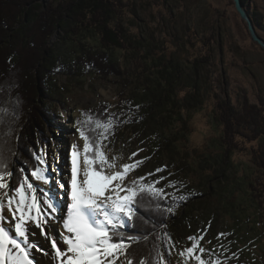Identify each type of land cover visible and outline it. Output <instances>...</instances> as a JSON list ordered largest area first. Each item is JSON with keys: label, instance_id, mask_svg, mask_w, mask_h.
I'll list each match as a JSON object with an SVG mask.
<instances>
[{"label": "rangeland", "instance_id": "1", "mask_svg": "<svg viewBox=\"0 0 264 264\" xmlns=\"http://www.w3.org/2000/svg\"><path fill=\"white\" fill-rule=\"evenodd\" d=\"M124 1L130 4L131 11L125 17V26L152 44L147 46L153 52L149 64L153 57L165 53L166 60L178 65L174 90L180 97H160L157 101L160 105L144 127L115 129L107 145L111 154L122 156L121 163L131 162L128 159L131 154L143 149L133 157L143 161L133 175H145L167 166L165 172L149 179L171 172L169 179L184 185L180 194L196 195L193 203L182 210L184 217L171 225V233L181 245L188 246V236L203 234L206 229L202 241L206 248L223 243L229 248L228 256L236 253L227 264H262L264 210L252 196L250 183L263 177V173L249 153H235L229 161L225 159L222 124L216 109L223 101L240 110L245 100L252 104L264 100V49L252 41L233 0ZM241 1L264 39V0ZM58 35L50 42H57ZM83 41L97 48V38L85 37ZM59 46L66 59L72 57L70 43ZM130 52H113L114 59L125 68H130L132 63L137 68ZM208 55L207 62L199 61ZM54 84L66 88L58 101L43 97L42 107L55 113L43 121L39 130L35 128L37 139L47 138L52 144L68 142L67 134L75 131L74 121L82 118L81 111L97 113L117 101L119 93L114 79L94 73L82 82L56 76ZM194 84L199 86L196 107L190 105L192 98L188 93ZM155 95L151 93V99L159 97ZM175 103L179 107L175 108ZM68 146L64 143V166ZM257 187L264 195V187ZM219 233L227 236L217 240Z\"/></svg>", "mask_w": 264, "mask_h": 264}, {"label": "snow or ice", "instance_id": "2", "mask_svg": "<svg viewBox=\"0 0 264 264\" xmlns=\"http://www.w3.org/2000/svg\"><path fill=\"white\" fill-rule=\"evenodd\" d=\"M17 88L0 80V264H227L236 257L223 243L206 248V229L188 236V246L167 231L188 199L183 183L169 179L173 173L149 179L167 166L135 176L143 161L133 157L143 149L131 162L111 154L109 138L132 122L130 102L123 120L112 105L81 111L62 167L47 138L24 142Z\"/></svg>", "mask_w": 264, "mask_h": 264}, {"label": "trees", "instance_id": "3", "mask_svg": "<svg viewBox=\"0 0 264 264\" xmlns=\"http://www.w3.org/2000/svg\"><path fill=\"white\" fill-rule=\"evenodd\" d=\"M129 7L130 4L124 0H0V80L13 79L18 83L16 92L23 99L21 123L25 143L34 144L37 140L35 128L39 130L43 121L55 113L44 109L41 104L45 95L49 101H58L62 90H65L66 85L53 86L56 76L63 75L68 81L75 82L85 81L92 73L114 79L119 93L117 101L110 104L113 107L109 111L124 112L121 119H127L131 113L126 102H130L134 113L132 122L120 124L116 128L118 130L144 127L160 105L157 103L160 97H180L174 90L178 65L171 59L166 60L165 53L153 57L149 64V56L153 52L147 50V46L152 44L146 42L140 33L129 32L125 26V17L131 12ZM57 33L59 41L51 43V38ZM85 37L97 38V48L88 46L87 41H83ZM59 43L63 46L71 44L72 57L66 59ZM119 50L131 51L133 62L138 67L132 63L130 68H125L116 61L113 52ZM208 60L209 55L199 61ZM58 68L61 71H57ZM151 82L154 83L152 86L149 85ZM192 88L188 92L192 98L190 105L196 107L199 86L194 84ZM151 93L159 97L151 99ZM136 105L140 106L139 110H136ZM174 106L179 107L176 103ZM216 110L222 124L225 159L229 161L235 153H249L254 165L263 173V177L250 183V190L264 210V195L257 187H264V100L257 104L245 100L240 110L223 101ZM195 198L196 195L189 192L187 201L168 218L167 231L172 236L171 225L184 217L182 210Z\"/></svg>", "mask_w": 264, "mask_h": 264}, {"label": "water", "instance_id": "4", "mask_svg": "<svg viewBox=\"0 0 264 264\" xmlns=\"http://www.w3.org/2000/svg\"><path fill=\"white\" fill-rule=\"evenodd\" d=\"M233 1L237 12L240 14L241 18L244 20V22L247 25L252 41L256 42L264 49V39L259 36L252 19L250 18L248 12L246 11V9L242 4V1L241 0H233Z\"/></svg>", "mask_w": 264, "mask_h": 264}, {"label": "bare ground", "instance_id": "5", "mask_svg": "<svg viewBox=\"0 0 264 264\" xmlns=\"http://www.w3.org/2000/svg\"><path fill=\"white\" fill-rule=\"evenodd\" d=\"M67 138H68L67 140H68L69 143L67 141L66 142H63V143L62 142L53 143L52 144L53 146L50 149V150H54V152H58L59 153V155H60V164H61L62 167L64 166V164H63L64 162H63V159H62V155L64 154V147H63L64 146V143H65V145L66 144H69L70 145V143L77 141V137L74 135V132H72L70 134L68 133L67 134ZM61 149H63V151H60Z\"/></svg>", "mask_w": 264, "mask_h": 264}]
</instances>
